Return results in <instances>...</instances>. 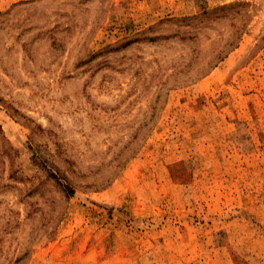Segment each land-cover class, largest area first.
<instances>
[{
  "label": "rangeland",
  "instance_id": "rangeland-1",
  "mask_svg": "<svg viewBox=\"0 0 264 264\" xmlns=\"http://www.w3.org/2000/svg\"><path fill=\"white\" fill-rule=\"evenodd\" d=\"M0 264H264V0H0Z\"/></svg>",
  "mask_w": 264,
  "mask_h": 264
},
{
  "label": "trees",
  "instance_id": "trees-1",
  "mask_svg": "<svg viewBox=\"0 0 264 264\" xmlns=\"http://www.w3.org/2000/svg\"><path fill=\"white\" fill-rule=\"evenodd\" d=\"M242 34H240L239 36H237V38H236L237 39V42L232 43L231 44V48L229 50L234 49L238 45V42H239L240 38L242 37ZM224 56H225V54L220 57V60L223 59Z\"/></svg>",
  "mask_w": 264,
  "mask_h": 264
}]
</instances>
